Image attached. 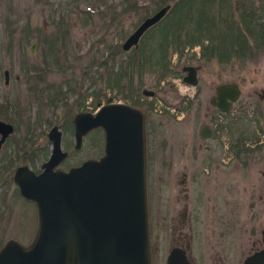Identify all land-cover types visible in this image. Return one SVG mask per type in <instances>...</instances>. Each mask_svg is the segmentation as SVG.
<instances>
[{
	"label": "rangeland",
	"instance_id": "374dc122",
	"mask_svg": "<svg viewBox=\"0 0 264 264\" xmlns=\"http://www.w3.org/2000/svg\"><path fill=\"white\" fill-rule=\"evenodd\" d=\"M191 1L195 5L192 22L198 11L211 17L220 30L216 35L228 32L223 46L227 49L231 44L230 32L243 27L241 15L246 14V6L251 7L258 2ZM176 2L0 0V102L10 104L9 109L0 107V118L13 123L14 140L25 137L26 141L18 157H14V152L19 144L16 145L13 139L6 140L0 147V246L8 238L27 244L34 232L35 206L19 195L11 174L21 164H27L33 170L39 169L49 152L46 133L50 126L56 124L61 130V148L67 155L58 167L66 169L102 152L103 133L100 128L88 131L82 136L80 146L73 148L70 122L73 113L79 109L93 111L97 103L109 101L136 105L135 100L141 98L148 109L147 115L152 117L148 135L151 157L156 156V151L174 150L179 129H183L175 122L174 107L183 109L188 115L184 118L186 129L196 136L203 123L212 124L215 120L217 124L225 123L223 132L220 125L215 126L217 138L199 140L196 137V142L201 143V150L209 146L215 155L212 166L218 165L227 177V198L232 200L229 206L235 207L239 216L237 220L241 221L244 229V254L251 252L249 245L252 240L255 246H262L260 229L264 228V180L260 171H264V156L259 159L257 152H264V95L259 97L261 91L264 92V45L248 42L249 47L241 53L231 50L232 53L227 51V55L222 57L213 55L199 60L201 66L191 92L193 96L178 88L177 81H181V75L175 71L182 63L198 62L189 54L196 45L185 44L181 54L169 47L166 53L169 70L162 76L158 77L157 72H150L145 67L134 66L135 90L130 98L123 97L124 92L109 82L114 70H120L125 60L138 59L147 43L157 41L165 25L164 19L146 29L134 51L120 49L125 36L144 16L164 3L170 4L166 12L170 17ZM128 3H131L129 7ZM190 28L193 26L190 25ZM131 52L133 54L129 55ZM154 54L158 57L157 52L154 51ZM4 68L9 70L7 84L3 83ZM31 80L36 81L33 88L28 83ZM224 81H233L238 85V98L232 102L225 116L217 115L215 111L214 116H204L203 112L210 108L208 97L213 93L215 84ZM142 88L152 89L153 95H143ZM239 138L248 150L241 157L234 158L230 143ZM223 150L229 152L227 156L222 154ZM221 160H227V163L223 161L220 165ZM202 161H199L198 167L205 166ZM207 183L206 190L212 193L211 182ZM259 194H262L261 198H258ZM217 198L222 197L218 194ZM162 247L163 244L156 241V248L152 250L155 264Z\"/></svg>",
	"mask_w": 264,
	"mask_h": 264
},
{
	"label": "water",
	"instance_id": "95a60500",
	"mask_svg": "<svg viewBox=\"0 0 264 264\" xmlns=\"http://www.w3.org/2000/svg\"><path fill=\"white\" fill-rule=\"evenodd\" d=\"M169 7L164 3L144 16L120 48L135 47L140 35ZM183 69V81L196 84L192 67ZM141 93L150 96L153 90L142 88ZM239 93L235 82H220L208 101L226 112ZM72 123L75 147L87 130H102L101 154L67 169L54 168L66 152L60 149L56 127L50 128L51 151L41 170L34 172L21 164L12 173L19 195L35 206L34 232L27 244L5 240L0 264H150L142 110L127 102L109 101L92 112L75 113ZM11 129V124L0 121V142ZM243 264H264V249L247 254Z\"/></svg>",
	"mask_w": 264,
	"mask_h": 264
},
{
	"label": "flooded vegetation",
	"instance_id": "af4514ba",
	"mask_svg": "<svg viewBox=\"0 0 264 264\" xmlns=\"http://www.w3.org/2000/svg\"><path fill=\"white\" fill-rule=\"evenodd\" d=\"M200 14L205 15L202 13ZM198 15L199 14L195 15L193 18L194 21L199 18ZM206 17L211 21L201 22V26H199L197 22L192 24L191 38L194 41L189 45H196V47L193 50L191 49L192 52L189 54H192V57L198 59V62L195 63L191 61L182 63L180 67L176 69V72L181 75V79L186 73V70L183 69L184 66L192 67L197 82V73L201 66L199 60L208 59L213 55L220 57L227 55L226 47L224 48L223 46L228 32L227 34L223 32L221 36L216 35V33L220 31L217 28L218 25H216V22H213L211 17ZM201 21L203 20L201 19ZM203 40L205 41L203 42ZM181 51H178L179 54H181ZM5 72L7 75L6 79L4 76ZM2 73L3 83L7 84L9 80V70L4 68ZM16 77L17 76H15V78ZM27 78L30 77L28 76ZM28 83L32 88L36 85L35 80H31ZM191 95L193 96L192 93ZM263 95L264 92L262 90L259 97ZM135 102V106L140 108L144 114L146 156L145 196L150 264H155V262L152 261V250L156 248V241H159L164 246L162 247L163 249L160 250L157 264H243V260L246 256V254H244V229L241 221L237 220L239 216L235 207L229 206L232 200L227 198V177L223 175L222 168H219L218 165L212 166V160H215V155L209 150V146H204L203 150H201V143L199 142V144H197L196 142V137L199 140L213 137L217 138L215 135V126L220 125L221 131L223 132L225 130V123L222 122V124H217L216 120L212 124L203 123L199 126L196 136L193 131L186 129L187 125L184 118L188 115H185L183 109L174 107L175 122H178L177 126L179 128H183L179 129V139L176 145H174V150L162 153L156 151V156L153 155L151 157L150 149L148 148V135L150 133L149 126L152 117L147 115L148 109L143 105L142 98ZM99 104L100 103H97L96 105L98 106ZM0 107H7V109H9L10 104L7 102H0ZM209 107L207 111L203 112L204 116H214L215 112L220 116L226 115L227 111H221L210 103ZM81 111L86 110L79 109V111L75 113ZM151 111H153L152 108ZM75 113L71 116L70 122L72 125L73 148H78L81 144V140L79 146L75 147L73 135L72 118ZM0 121L7 122L12 126L11 131L8 132L0 142L1 147L6 140H14V127L12 122L2 118H0ZM52 126H55L56 130L59 132L60 149L65 151L61 148V130L56 124H52L50 128ZM50 128L46 133L47 139L49 140L47 158L50 154L52 145V139L48 135ZM94 128L87 130L84 134ZM24 138L14 140L16 145L19 144L18 150L14 152V157H18V153L22 152L25 148L24 144L26 141ZM225 147H227V145ZM228 153L227 150L222 151V154L225 156H227ZM243 153H245V151H233L232 154H230L234 158L235 156L239 158ZM257 154L259 159L264 156V152L261 151H258ZM61 160H59L58 163ZM200 160H203L202 164L205 166L198 167ZM223 161L224 160H221L219 162L220 165H222ZM224 162L227 163V160ZM58 163L54 168L58 167ZM40 165L38 170H32L34 172L40 171ZM260 175L264 180V171L261 170ZM207 182H211L210 189H213L212 193H208L206 190L205 186L208 184ZM218 194L222 198H217ZM261 197L262 194H259L258 198ZM236 206L238 207V205ZM263 230L264 228L260 229L262 246H255V241L252 240L249 245L251 252L260 248L264 249Z\"/></svg>",
	"mask_w": 264,
	"mask_h": 264
},
{
	"label": "trees",
	"instance_id": "16d2710c",
	"mask_svg": "<svg viewBox=\"0 0 264 264\" xmlns=\"http://www.w3.org/2000/svg\"><path fill=\"white\" fill-rule=\"evenodd\" d=\"M128 4L129 7L131 3ZM174 5L176 6L174 7ZM174 5L171 8L172 14L170 17H167L168 13H166L163 18L148 28L150 29L164 19L163 21L165 25L161 28L162 34L157 41L151 42L153 44H146L141 50L140 57H138L139 60L132 58L125 60L126 62L124 61V63H122L123 65L120 67L121 69L114 70L115 72L112 73V79L111 81L109 79V82L113 83L118 89H121V91L124 92L122 94L123 97L130 98V96H132L131 93L135 90L133 79L134 66L138 65L139 68L145 67V69H149L148 71L150 72H157L158 77L162 76V73H166L169 70V62L166 54L169 47L180 52L185 44H190L194 41L191 38L190 25L197 22L199 23V26H201V22L211 21L205 15H201L200 11H198L199 18L192 22L195 5H192L191 0H177ZM241 16L243 27L230 32L231 44L228 45V49L226 47V51L229 53H232L231 50L236 53L243 52V50L249 47L247 44L248 42L257 46L264 45V0H258V2L251 7L246 6V14H242ZM201 19L203 21H201ZM131 49L134 51L135 47H131L126 51ZM154 51L158 53V57L154 56ZM130 54L132 55L133 53L131 52L129 55ZM230 147L235 152L248 150V147L243 146L241 138L230 143Z\"/></svg>",
	"mask_w": 264,
	"mask_h": 264
},
{
	"label": "built area",
	"instance_id": "2783aa9c",
	"mask_svg": "<svg viewBox=\"0 0 264 264\" xmlns=\"http://www.w3.org/2000/svg\"><path fill=\"white\" fill-rule=\"evenodd\" d=\"M178 83V88L181 89L182 92L184 93H191L192 92V86L183 83L182 81H177Z\"/></svg>",
	"mask_w": 264,
	"mask_h": 264
}]
</instances>
